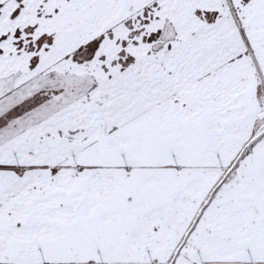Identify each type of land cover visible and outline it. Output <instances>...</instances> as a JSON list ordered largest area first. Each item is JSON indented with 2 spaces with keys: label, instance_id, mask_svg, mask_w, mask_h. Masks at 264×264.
Here are the masks:
<instances>
[{
  "label": "snow or ice",
  "instance_id": "1",
  "mask_svg": "<svg viewBox=\"0 0 264 264\" xmlns=\"http://www.w3.org/2000/svg\"><path fill=\"white\" fill-rule=\"evenodd\" d=\"M0 264H264V0H0Z\"/></svg>",
  "mask_w": 264,
  "mask_h": 264
}]
</instances>
